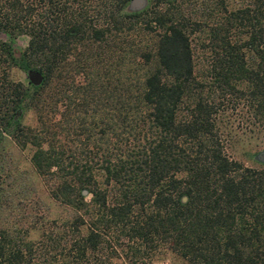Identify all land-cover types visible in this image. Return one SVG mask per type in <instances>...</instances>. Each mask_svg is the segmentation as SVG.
<instances>
[{"label": "trees", "instance_id": "16d2710c", "mask_svg": "<svg viewBox=\"0 0 264 264\" xmlns=\"http://www.w3.org/2000/svg\"><path fill=\"white\" fill-rule=\"evenodd\" d=\"M129 1L0 0V149L28 146L66 210L37 238L0 226V264H264V164L226 152L218 117L244 97L264 126V0Z\"/></svg>", "mask_w": 264, "mask_h": 264}, {"label": "rangeland", "instance_id": "374dc122", "mask_svg": "<svg viewBox=\"0 0 264 264\" xmlns=\"http://www.w3.org/2000/svg\"><path fill=\"white\" fill-rule=\"evenodd\" d=\"M191 38L194 73L201 77L208 76L211 58L204 45L205 41ZM24 43L23 36L16 39L18 46L21 47ZM8 72L14 80L27 79L26 72L16 66H11ZM219 107L223 110L218 113V117L226 126L223 127L226 152L245 165L262 166L264 160L257 155L264 149V126L251 116L245 98L224 99ZM23 121L34 124L33 112L27 111ZM29 153L28 146L18 148L9 142L0 149V165L3 167L0 170V186L3 192L0 198V226H11L13 223L19 226L22 220L26 226H32L28 236L37 238L54 228L53 218H58L59 222L65 216L66 210L49 196L45 182L29 161ZM160 256L153 259L151 264H183L171 256Z\"/></svg>", "mask_w": 264, "mask_h": 264}, {"label": "water", "instance_id": "95a60500", "mask_svg": "<svg viewBox=\"0 0 264 264\" xmlns=\"http://www.w3.org/2000/svg\"><path fill=\"white\" fill-rule=\"evenodd\" d=\"M145 3H146V0H130L127 8L128 9H139V8L143 7L145 5ZM26 74H27L28 80L34 84L38 83L41 80V75L36 70H28L26 72ZM263 153H264V149L260 150L258 152V154H263ZM263 160H264V158H263ZM83 192H84V190H83Z\"/></svg>", "mask_w": 264, "mask_h": 264}, {"label": "flooded vegetation", "instance_id": "af4514ba", "mask_svg": "<svg viewBox=\"0 0 264 264\" xmlns=\"http://www.w3.org/2000/svg\"><path fill=\"white\" fill-rule=\"evenodd\" d=\"M257 157H259V158H261V159L263 160V158H264V153H263V154H259V155H257Z\"/></svg>", "mask_w": 264, "mask_h": 264}]
</instances>
